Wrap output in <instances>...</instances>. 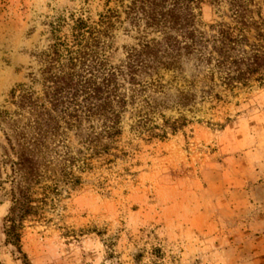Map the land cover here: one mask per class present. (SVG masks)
<instances>
[{
	"label": "rangeland",
	"instance_id": "374dc122",
	"mask_svg": "<svg viewBox=\"0 0 264 264\" xmlns=\"http://www.w3.org/2000/svg\"><path fill=\"white\" fill-rule=\"evenodd\" d=\"M133 1L0 0V264H264V61L248 70L264 0H181L150 25ZM104 14L110 134L86 115L97 99L48 104L39 63L53 28ZM13 162L43 211L21 253L4 235Z\"/></svg>",
	"mask_w": 264,
	"mask_h": 264
},
{
	"label": "trees",
	"instance_id": "16d2710c",
	"mask_svg": "<svg viewBox=\"0 0 264 264\" xmlns=\"http://www.w3.org/2000/svg\"><path fill=\"white\" fill-rule=\"evenodd\" d=\"M137 1L141 6L136 9L134 7ZM167 3L171 6L164 10L163 5ZM181 4V0H134L133 7L129 9L140 10L146 24L150 25L162 20L165 22L166 19L171 21ZM111 28V16L107 14L101 15L98 21L90 24L82 18H77L66 31L62 30L63 26L53 28L50 46L39 55L45 101L54 107H62V110H67V106L71 104L76 105L75 97L78 94L84 96L87 101L92 99L101 101L98 105H87L86 115L101 116L104 131L108 134L116 129L119 117L112 108L110 99L113 97L117 105H122V99L116 100L117 96L114 94L116 73L114 70L104 68L101 58L102 49H98ZM248 60L250 61L248 70L253 72L261 66L260 61H264V51L262 56L255 54ZM12 95L18 98L20 107L44 108L43 104H38V100L33 99L32 93L27 90H20L16 95L13 91ZM13 165L10 205L4 217V235L5 241L21 253L19 242L25 223L37 221L43 211L41 200L34 196L35 192L21 186L16 180L17 177L23 179L24 168L20 163L13 162Z\"/></svg>",
	"mask_w": 264,
	"mask_h": 264
}]
</instances>
